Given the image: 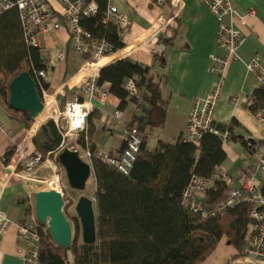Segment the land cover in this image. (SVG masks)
<instances>
[{
  "label": "trees",
  "instance_id": "16d2710c",
  "mask_svg": "<svg viewBox=\"0 0 264 264\" xmlns=\"http://www.w3.org/2000/svg\"><path fill=\"white\" fill-rule=\"evenodd\" d=\"M94 1L97 5L96 15L81 17L79 24L90 35L89 41L104 40L111 46L109 54L116 53L124 47V43L116 24L111 21L104 23L108 0ZM88 56L87 52L84 53V60ZM117 59L112 55L97 64L98 68H102L97 82L107 85L109 94L119 100L120 110L129 104L138 110L127 127L137 129L141 138L140 151L128 175L93 159L97 241L92 246L78 242V223L68 219V204H65L63 212L71 229L74 225L75 232L74 235L72 233L71 244L65 249L54 244L46 225L36 219L34 207L27 206L21 226H29L30 217L34 216L40 236L37 264H201L213 253L222 238L240 256L251 213L256 209L254 204L243 202L221 217L203 219L185 209L181 202L182 193L192 176L209 178L220 171L219 166L226 157L221 138L205 133L198 146L182 142L181 137L174 143L158 140L155 149L148 151L146 143L149 131L164 127L166 119L167 101L163 97L162 84L155 77L152 67L128 58ZM44 62L39 49L26 45L17 10L2 13L0 73L3 79L0 82V108L10 119L27 129L31 127L29 131L34 136L30 147L32 152L41 155V164L49 160L62 170L58 162L62 129L52 120L46 122L49 116L35 121L27 112H17L9 106V84L23 72L31 75L41 98L35 72L44 67ZM127 78L136 79L140 101L123 88ZM251 101L249 110L252 113L264 108V85L253 92ZM99 118L97 110L89 115L87 142L83 135L74 142L81 149L88 144L95 151L90 139L96 129L94 121ZM236 125L234 120H230L224 126L215 125V128L221 133L227 132L230 140L240 142L250 154L256 156L260 150H264V141L243 140L242 136L236 135ZM15 151V148H11L5 153L4 165H8ZM19 156L18 152L10 167ZM21 170L20 166L16 168V171ZM227 187L225 181L216 180L203 191L200 199L205 205L217 208Z\"/></svg>",
  "mask_w": 264,
  "mask_h": 264
},
{
  "label": "crops",
  "instance_id": "0c3cea01",
  "mask_svg": "<svg viewBox=\"0 0 264 264\" xmlns=\"http://www.w3.org/2000/svg\"><path fill=\"white\" fill-rule=\"evenodd\" d=\"M45 1L55 11H61L60 4L55 0ZM231 3L235 16L228 18L226 23L239 31L244 38L238 50L242 62L230 61L228 64L214 112V123L216 126H224L234 120L237 124L234 133L242 136L243 140L264 141V131L249 110L253 92L262 85L255 74L246 69V64L254 55H259L264 63V0H231ZM112 4L131 22L127 35L123 37L124 47L119 52L126 50L124 53L117 52L114 56L119 58L117 60L128 58L152 67L155 77L162 84L163 97L167 101L164 127L150 130L148 133L150 136L146 149L153 151L158 140L174 143L185 133L192 102L205 98L217 83L218 78L207 72L209 56L212 53L221 55L215 48L217 20L205 9L203 0H167L162 8H157L154 0H127ZM251 10L254 13L249 16L248 12ZM166 17L169 21L158 29V21ZM40 51L42 59L50 64L44 80L45 88L49 94H56L58 106L62 109L66 102L73 101L78 95V86L83 77L81 68L85 60L83 55L75 51L65 29L50 32L42 37ZM104 87L107 89V85ZM61 91L64 95H61ZM233 97H239L237 105L232 103ZM94 105V110L101 116L103 113L119 109V100L109 94L105 105L101 106L97 102ZM122 111L126 126L133 114L138 112L132 104ZM94 124L96 129L99 128L102 132L109 131L102 129L99 119L95 120ZM30 128L27 129L10 119L0 108V211L10 220L0 238V264L23 263L18 251V227L25 219L27 206H35L34 193L37 191L36 187L21 175V171H14L16 163L13 168L9 166L5 169L7 166L4 165L3 158L11 148L16 149V154L21 147L25 159L31 156L33 152L30 141L34 135H31ZM164 129L170 131L168 136L173 141L164 139ZM117 132L119 136L114 137L113 132L109 131V136L99 146L93 141L92 135L90 142L95 151L120 154L123 149L124 131ZM75 146L79 148L76 144ZM222 149L226 157L219 170L225 173L228 187L219 203L227 197L230 190L241 189L244 183L252 178L249 168L256 163V156L250 154L238 141L230 140L222 145ZM253 179L260 187L264 183V172L257 171L253 174ZM93 186L94 204V182ZM199 196L202 197V194ZM207 206L213 208L211 205ZM237 253L236 249L222 238L213 253L201 264H254Z\"/></svg>",
  "mask_w": 264,
  "mask_h": 264
},
{
  "label": "built area",
  "instance_id": "2783aa9c",
  "mask_svg": "<svg viewBox=\"0 0 264 264\" xmlns=\"http://www.w3.org/2000/svg\"><path fill=\"white\" fill-rule=\"evenodd\" d=\"M55 1L61 6L60 12L55 11L45 0H0V15L11 9L17 10L24 41L30 47L40 50L42 37L50 32L65 29L74 44L75 51L81 55L86 52L89 54L81 68L83 77L78 86V95L73 101L66 102L62 109L58 106L56 94H49L44 86V80L50 64L45 61L44 67L35 72L42 104L44 107L48 104L52 106L51 116L46 121L52 120L57 127L62 129V142L59 146V150L61 151L68 137H75V142L79 136L83 135L87 142V120L95 109L94 104L97 102L103 106L109 97L107 89L97 82L99 71L102 68H96L95 66L101 60L109 58L119 51L109 54L111 46L106 41H89L90 35L79 24L81 17L96 15L97 5L94 0ZM123 1L127 0H108L104 19V23L108 21L115 23L122 37L127 35L131 22L119 12L112 2ZM166 1L154 0V4L157 8H162ZM203 5L215 17L218 24L215 48L221 52V55L212 53L209 56V66L207 68V72L216 76L218 80L212 91L205 98L195 99L192 102L185 133L181 136V141L198 146L205 133H212L219 136L222 145H224L230 141V135L227 132L221 133L215 128L214 112L219 101L224 74L229 62H242L238 50L243 44L244 38L239 31L226 23L228 18L230 19L235 16V9L232 6L231 0H203ZM253 13V10H251L248 12V15L252 16ZM167 21H169V18H161L158 21L157 28H161ZM246 69L249 73L255 74L260 85H264V63L259 55L252 57L251 61L246 64ZM2 79L3 76L0 73V82ZM135 80V78L125 79L123 88L130 96L140 101ZM61 95H64L63 91H61ZM231 101L237 105L239 97H233ZM253 117L264 131V108L254 112ZM99 122L109 131H124L123 149L120 154L110 155L102 150L92 151L88 147V144L81 151L75 146L69 148L76 151L81 160L89 165L90 178L94 184H96V181L92 167L93 159H98L109 167L116 168L123 175H128L141 147V138L137 129L134 127L128 128L125 125L124 112L122 110L116 109L111 113H103L99 118ZM46 161L51 162L49 160ZM15 163L14 170L20 166L24 171L30 172L42 165L41 155L38 152H33L27 160L21 151ZM10 164L7 165V168ZM257 171L264 172V150H260L259 154L256 155L255 165L249 168L252 178L247 183H244L241 189L230 190L227 197L217 208H209L201 201L199 195L216 180L228 182L226 181L225 173L222 171L209 178L192 176L182 193L181 202L185 209L203 219L221 217L228 210L243 202L254 204L256 209L251 213V219L247 227V237L240 256L245 260H250L254 264H264V198L260 195V188L253 179V174ZM54 190L61 192L60 184ZM30 221L29 226L19 225L18 227V251L22 257V264H37L38 260L40 236L33 215ZM9 222L10 220L6 214L0 211V238L5 233Z\"/></svg>",
  "mask_w": 264,
  "mask_h": 264
},
{
  "label": "water",
  "instance_id": "95a60500",
  "mask_svg": "<svg viewBox=\"0 0 264 264\" xmlns=\"http://www.w3.org/2000/svg\"><path fill=\"white\" fill-rule=\"evenodd\" d=\"M9 106L17 112H27L34 120L44 108L38 95L35 82L28 72H23L9 84ZM58 162L64 169L69 187L84 191L90 178V168L79 157L76 151L65 148L58 154ZM264 198V183L259 189ZM34 213L36 219L46 225L47 232L54 244L59 248H68L72 241V229L63 212L65 198L56 190H46L34 193ZM76 218L81 227L82 244L92 246L97 241L96 212L93 201L81 196L75 205Z\"/></svg>",
  "mask_w": 264,
  "mask_h": 264
},
{
  "label": "rangeland",
  "instance_id": "374dc122",
  "mask_svg": "<svg viewBox=\"0 0 264 264\" xmlns=\"http://www.w3.org/2000/svg\"><path fill=\"white\" fill-rule=\"evenodd\" d=\"M108 132L109 131L102 132L99 128H97L96 131L93 134V141L96 144H98V146L99 145H102L104 143L105 139L109 136V133ZM169 132L170 131L168 129H164V131H163V133H164V139H168L169 141H173V139L172 138H169V136H168L169 135ZM118 133L119 132H113V136L114 137H118L119 136ZM163 133H161V134L163 135ZM158 134H160V133H158ZM74 139H75V137H68L66 139V141H65L64 146L65 147L67 146V148H71L72 146H75ZM64 146H63V148H64ZM27 160H28V158H27ZM49 163H51L53 165V167L55 169V172L57 174V178H58L59 184L61 186V193L63 194V196L66 197L65 204L66 205L68 204V207H67V210H66L67 217H68L69 220L74 219V220L77 221V223H78V242L79 243H82V239H81V227H80L79 220L76 218V213H75V209L74 208H75V205H76L78 199L81 196H85V197H87V198H89V199H91L93 201V198H92V196L94 194L93 181H92L91 178L88 179L84 191L73 190V189H71L69 187V185L67 183L64 169L59 170V169H57L55 167V165L52 162H49ZM43 164L40 165V166H38V167H36L34 170H32L30 172L24 171V169L21 167L23 170H21L20 173H21V175H24L25 176V179H27L28 181H30V183H31V185H33V187H38V185H39L40 186V189L46 190V188H47L46 187L47 182L40 183L41 181H44L45 180V177L47 175V172L44 171ZM6 168L7 167H5V169ZM47 169L48 168H46V170ZM14 171H16V169ZM3 174H4V172H3ZM7 177H8V175H7ZM74 232H75V227L73 225V229H72L73 235H74Z\"/></svg>",
  "mask_w": 264,
  "mask_h": 264
},
{
  "label": "bare ground",
  "instance_id": "6f19581e",
  "mask_svg": "<svg viewBox=\"0 0 264 264\" xmlns=\"http://www.w3.org/2000/svg\"><path fill=\"white\" fill-rule=\"evenodd\" d=\"M51 111H52V106L50 104H48L47 106H45L43 108L42 112L40 114H38L37 117L34 118V120L35 121H41V120L47 118L48 116L50 117L51 116ZM21 149H22V147L20 148L19 153L22 151ZM43 168H44V171L47 172V175L45 177V180L44 181H41L40 183L47 182V185H46L47 188H46V190H54V189H57L58 188L59 181H58L57 174L55 172V169H54L53 165L51 163L47 162V163H45L43 165ZM46 168H48V169L46 170ZM35 190L37 192L46 191V190L40 189V186L39 185H38V187L35 188Z\"/></svg>",
  "mask_w": 264,
  "mask_h": 264
}]
</instances>
